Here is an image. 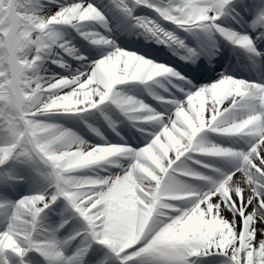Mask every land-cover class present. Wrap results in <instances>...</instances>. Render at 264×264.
<instances>
[{
	"label": "snow or ice",
	"instance_id": "6c2138e0",
	"mask_svg": "<svg viewBox=\"0 0 264 264\" xmlns=\"http://www.w3.org/2000/svg\"><path fill=\"white\" fill-rule=\"evenodd\" d=\"M0 264H264V0H0Z\"/></svg>",
	"mask_w": 264,
	"mask_h": 264
}]
</instances>
